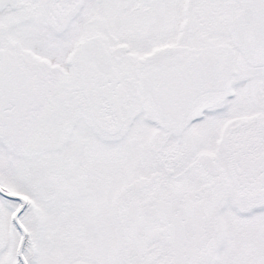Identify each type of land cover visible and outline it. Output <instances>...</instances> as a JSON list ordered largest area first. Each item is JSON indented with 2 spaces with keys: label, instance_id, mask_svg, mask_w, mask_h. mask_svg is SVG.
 <instances>
[{
  "label": "snow or ice",
  "instance_id": "obj_1",
  "mask_svg": "<svg viewBox=\"0 0 264 264\" xmlns=\"http://www.w3.org/2000/svg\"><path fill=\"white\" fill-rule=\"evenodd\" d=\"M0 264H264V0H0Z\"/></svg>",
  "mask_w": 264,
  "mask_h": 264
}]
</instances>
